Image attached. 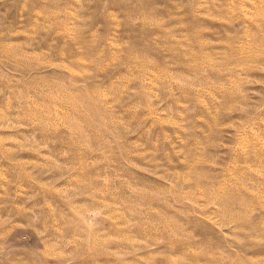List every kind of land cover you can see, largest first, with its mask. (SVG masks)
Masks as SVG:
<instances>
[{"label": "rangeland", "instance_id": "rangeland-1", "mask_svg": "<svg viewBox=\"0 0 264 264\" xmlns=\"http://www.w3.org/2000/svg\"><path fill=\"white\" fill-rule=\"evenodd\" d=\"M0 264H264V0H0Z\"/></svg>", "mask_w": 264, "mask_h": 264}]
</instances>
